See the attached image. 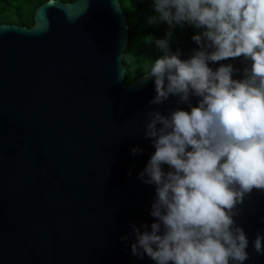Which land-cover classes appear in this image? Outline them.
Masks as SVG:
<instances>
[{"label": "water", "instance_id": "water-1", "mask_svg": "<svg viewBox=\"0 0 264 264\" xmlns=\"http://www.w3.org/2000/svg\"><path fill=\"white\" fill-rule=\"evenodd\" d=\"M57 2L40 5L33 24H0V264H155L132 254L130 235L154 220L155 185L139 179L155 151L147 113L190 105L177 96L151 104L154 78L127 82L120 0ZM198 47L177 49L187 59ZM229 63L243 78L242 58L209 66ZM237 208L243 264H264L252 244L264 235V190Z\"/></svg>", "mask_w": 264, "mask_h": 264}, {"label": "clouds", "instance_id": "clouds-1", "mask_svg": "<svg viewBox=\"0 0 264 264\" xmlns=\"http://www.w3.org/2000/svg\"><path fill=\"white\" fill-rule=\"evenodd\" d=\"M152 6L157 15L148 23L166 22L168 30L164 38L148 37L159 52L143 75L154 78L150 103L177 96L190 111L147 113L144 135L155 151L139 179L155 185L154 220L150 230L130 225L131 252L155 264H243L249 239L234 219L237 205L253 189L264 190V0H152ZM185 25L199 30L192 36L199 47L181 59L171 40ZM230 58H242L243 78H233L241 69L231 63L209 66ZM252 244L264 254V235Z\"/></svg>", "mask_w": 264, "mask_h": 264}, {"label": "trees", "instance_id": "trees-1", "mask_svg": "<svg viewBox=\"0 0 264 264\" xmlns=\"http://www.w3.org/2000/svg\"><path fill=\"white\" fill-rule=\"evenodd\" d=\"M48 0H0V24L28 25L35 22L36 9ZM71 2L75 0H63ZM130 26V35L124 56L126 80L131 82L147 73L154 59L159 55L154 42L149 43L148 37L164 38L168 25L166 22L149 24L148 18L157 15L152 0H120ZM199 30L185 25L173 30L172 50L192 40Z\"/></svg>", "mask_w": 264, "mask_h": 264}]
</instances>
